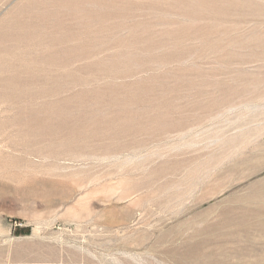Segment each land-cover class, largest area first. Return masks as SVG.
<instances>
[{
    "label": "rangeland",
    "instance_id": "obj_1",
    "mask_svg": "<svg viewBox=\"0 0 264 264\" xmlns=\"http://www.w3.org/2000/svg\"><path fill=\"white\" fill-rule=\"evenodd\" d=\"M0 264H264V0H0Z\"/></svg>",
    "mask_w": 264,
    "mask_h": 264
}]
</instances>
